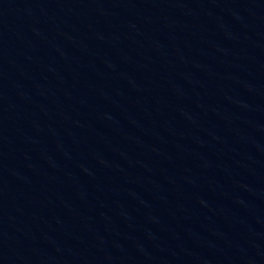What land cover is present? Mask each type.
<instances>
[{
  "label": "water",
  "instance_id": "water-1",
  "mask_svg": "<svg viewBox=\"0 0 264 264\" xmlns=\"http://www.w3.org/2000/svg\"><path fill=\"white\" fill-rule=\"evenodd\" d=\"M0 264H264V0H0Z\"/></svg>",
  "mask_w": 264,
  "mask_h": 264
}]
</instances>
